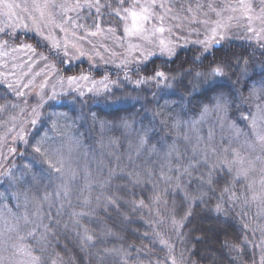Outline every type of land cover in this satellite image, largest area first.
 <instances>
[{
	"label": "trees",
	"instance_id": "trees-1",
	"mask_svg": "<svg viewBox=\"0 0 264 264\" xmlns=\"http://www.w3.org/2000/svg\"><path fill=\"white\" fill-rule=\"evenodd\" d=\"M24 40L42 48L36 38ZM243 60L247 78L239 70ZM52 62L66 76L117 80L115 72L88 63ZM258 66L264 68V52L236 43L210 54L192 46L171 60L152 59L139 74L164 73L175 81L172 91H116L112 102L120 104L89 96L46 104L14 160L12 182L0 185V205L21 217L32 209L24 243L38 264H264L258 221L243 202L248 192L238 177L202 174V166L180 153L171 167L190 169V178L173 185L161 169L182 123L217 99L231 101L229 117L239 120V97L247 99L255 83L264 85ZM217 67L226 71L222 79L198 89L191 83L198 72ZM3 95L0 90V104Z\"/></svg>",
	"mask_w": 264,
	"mask_h": 264
},
{
	"label": "rangeland",
	"instance_id": "rangeland-1",
	"mask_svg": "<svg viewBox=\"0 0 264 264\" xmlns=\"http://www.w3.org/2000/svg\"><path fill=\"white\" fill-rule=\"evenodd\" d=\"M26 37L36 38L42 48ZM230 43L264 52V0H0V185L12 182L14 160L49 102L89 96L92 102L111 103L116 91L154 86L172 91L175 81L167 76L139 75L152 59L171 60L192 46L210 54ZM55 57L68 66L83 62L113 71L117 80L66 76L55 68ZM247 63L239 64L241 78L251 73ZM221 69L223 75L200 71L190 81L197 89L207 87L227 75ZM230 103L217 99L183 122L161 169L173 185L190 178V169L171 167L182 154L202 166V174L218 170L238 177L247 188L243 202L258 221L264 255V85L255 83L247 99L239 97L238 121L229 117ZM29 209L21 217L9 204L0 205V264H38L24 243Z\"/></svg>",
	"mask_w": 264,
	"mask_h": 264
},
{
	"label": "snow or ice",
	"instance_id": "snow-or-ice-1",
	"mask_svg": "<svg viewBox=\"0 0 264 264\" xmlns=\"http://www.w3.org/2000/svg\"><path fill=\"white\" fill-rule=\"evenodd\" d=\"M8 7L11 8V5H8ZM131 15H132L133 19L135 20L136 17H137V13L132 12ZM160 30L163 31V29H160ZM210 75H216V76L223 75V70H222L221 68H219V67L214 68L213 71L210 73ZM156 77H158V78H160V79H166L164 73H162V72H157V73H156ZM35 151H36V152H40V148L37 147V148L35 149ZM57 171H60V169H57Z\"/></svg>",
	"mask_w": 264,
	"mask_h": 264
},
{
	"label": "water",
	"instance_id": "water-1",
	"mask_svg": "<svg viewBox=\"0 0 264 264\" xmlns=\"http://www.w3.org/2000/svg\"><path fill=\"white\" fill-rule=\"evenodd\" d=\"M216 47H218V46H216Z\"/></svg>",
	"mask_w": 264,
	"mask_h": 264
}]
</instances>
